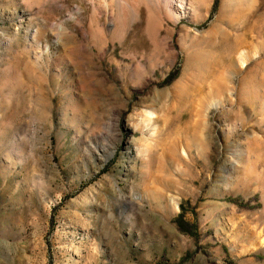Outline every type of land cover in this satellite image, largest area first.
<instances>
[{
    "label": "rangeland",
    "instance_id": "rangeland-1",
    "mask_svg": "<svg viewBox=\"0 0 264 264\" xmlns=\"http://www.w3.org/2000/svg\"><path fill=\"white\" fill-rule=\"evenodd\" d=\"M0 264H264V0H0Z\"/></svg>",
    "mask_w": 264,
    "mask_h": 264
},
{
    "label": "trees",
    "instance_id": "trees-1",
    "mask_svg": "<svg viewBox=\"0 0 264 264\" xmlns=\"http://www.w3.org/2000/svg\"><path fill=\"white\" fill-rule=\"evenodd\" d=\"M174 76H175V74L172 75V76H170L169 79H172ZM176 223L178 224V226L180 227L181 230H183V231H188V230L186 229L185 221L183 220V218H182L181 215H179V216L177 217V219H176Z\"/></svg>",
    "mask_w": 264,
    "mask_h": 264
},
{
    "label": "bare ground",
    "instance_id": "bare-ground-1",
    "mask_svg": "<svg viewBox=\"0 0 264 264\" xmlns=\"http://www.w3.org/2000/svg\"><path fill=\"white\" fill-rule=\"evenodd\" d=\"M237 56H238L240 62L243 63L244 60H245V51H244V49H242L241 51H239L238 54H237Z\"/></svg>",
    "mask_w": 264,
    "mask_h": 264
}]
</instances>
